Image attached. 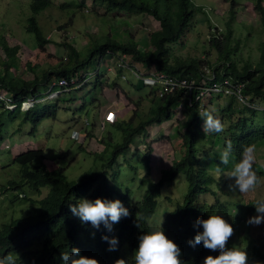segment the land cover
Masks as SVG:
<instances>
[{
	"label": "rangeland",
	"instance_id": "1",
	"mask_svg": "<svg viewBox=\"0 0 264 264\" xmlns=\"http://www.w3.org/2000/svg\"><path fill=\"white\" fill-rule=\"evenodd\" d=\"M191 1L198 8V11L193 13L187 23L186 30L178 41L170 44V60L185 61L193 58L214 65L217 63V50L215 51L209 45V32L214 28L218 29V33L224 31V22L228 18L230 0L227 2L224 0ZM234 1L236 2L234 7L236 13L232 22V37L234 40L235 37L238 38L239 43L231 58L237 69L245 64L252 68L258 60L259 41L263 39V35L259 31L256 11L254 12L252 8L254 0ZM29 2L30 0H0V33L3 34L9 45L18 46L16 53L18 59L15 60L16 68L9 67L8 71L11 72V76L22 80H31L34 76L39 80L41 74L46 71L70 66V60L68 61L70 50L61 44L75 48V51L79 52V60L86 56L88 49L100 43L106 34L118 41H125L130 37L137 43L139 49L147 50L149 48L148 33L158 28L156 21L141 13L129 16L117 13L116 16L111 17L110 12H105L102 6L92 0H51L46 9L35 15L41 32L47 39L49 38L44 52H40L33 35L26 32L23 27L25 17L29 14ZM81 2L83 6L76 7L75 4H81ZM63 3L64 6H61ZM262 4L264 5V0ZM200 7L205 13H202ZM241 21L248 27L243 28L242 24L239 23ZM247 31L250 32L248 36L245 35ZM96 40L98 41L95 43ZM233 44L231 42L230 45L233 46ZM96 57L97 55H94L80 69L78 74L79 81H81L79 89L59 95L57 100L44 101L34 105L33 108L36 109H41L45 105L54 108V116L42 118L32 133H30L29 120L22 119L23 112H19L15 118H9V113L2 110L5 108L0 103V224L3 220L7 221L9 218L23 216L31 208L30 206L36 207L35 203L47 194L46 188L41 187L35 190L25 187L23 193L26 196L23 197L24 199L19 198L10 202L19 190L1 191V187L6 185L7 180L21 177L20 166L11 163L10 160L12 156L27 149L41 148L43 152V158L33 160L29 163V167L39 163L47 169L58 166L63 169L66 178L73 181H79L86 171H90V173L105 171L107 172L108 184L116 192H120L124 186H127L133 194L135 192L142 194L146 189L151 188L161 172L184 153L185 147L182 145L180 136L184 131L183 122L186 117H182V113L174 122L170 123L172 126L163 124V128H160V125L153 124L146 128V132L134 134L128 148L121 150L114 160L111 159V151L115 148V144L121 142L123 135L121 137L120 131L113 127L110 121L106 122V128L102 133L94 126L93 134L90 137L87 136L88 138L79 140L71 139L70 134L74 125L81 126L83 118L88 123L96 120L97 117L103 118L107 109L112 108V104L115 101L118 102V99H120L118 106H121L122 103L124 106L119 112L114 113V122H119L126 129L131 126V122L135 127L139 119L145 120L152 115L153 109L160 103L153 94H149V88L137 85L143 86L141 81L136 80L129 70L117 71L115 65H112L111 57L101 61H99L100 59L97 60L100 63L98 66L96 65ZM6 59L0 50V77L3 76ZM118 64L120 65L121 62L119 61ZM135 65L140 72L154 70L152 67L145 70L139 64ZM202 69L205 75L201 77L200 82L195 83L194 80H186L185 78H180V80L183 79L187 83L194 82L196 85L206 83L205 79H210L209 75L212 72L207 66ZM206 71L210 73H206ZM121 73L124 75H120ZM92 76L98 77L101 86L100 91L94 89L95 82L93 83V81L95 79ZM53 80L54 76H48L43 83L38 82L33 95L42 96ZM113 83L119 88L118 95L111 88L114 86ZM83 95L85 98H81ZM242 95L248 100L250 99V94L242 93ZM92 99L93 103L90 101ZM105 100L106 105L104 104ZM236 103L237 101L230 96L216 94L212 95L206 107L210 111L209 113L212 114L214 111L216 116H222L220 120L224 130L228 128V131L234 132L237 129L236 125L235 128H229V126L236 121L239 115L235 113L231 119H226L223 110L229 104L234 108L242 109ZM255 103L260 109L254 110L252 117L247 116V111H244L240 117H250L256 124H264V97L257 99ZM129 118L131 122H128ZM203 123L204 121L200 123L202 132L206 138L211 137L212 144L204 138H198L195 145L196 155L199 158V163L214 178L215 182L210 183L209 187L215 193L200 194L197 203L203 202L206 206H212L213 209L207 215V219L212 215H220L231 224L230 221L235 219V216L241 215V219H237L236 224H231L234 234L227 242L226 249L237 248L246 251L249 264L254 257L253 248L264 256V223L258 226L248 224L249 218L256 215V209L251 212L246 208V205L247 202L257 205L259 200L264 199V185L248 194L240 193L238 188H230V186L235 185V178L227 177V175L234 170L241 158H230L227 166L222 165L220 156L225 150L222 144L229 132L217 133L216 136L213 135L214 133L206 134L203 131ZM159 128L161 133L163 131V135L161 133L156 135ZM107 137L111 140H102ZM253 146L256 157L253 168L264 170V143ZM205 151L208 154L206 158H202L201 156ZM217 166L222 168L220 176H217L215 171ZM112 171L116 174L114 180L111 177ZM186 184L184 176L181 174L172 181L162 184L157 198V211L154 213V218L147 220L151 232L160 230L165 212L171 209L174 203L181 202ZM216 202L226 206L238 204V206H244V209L242 208L239 213L231 211L226 215L216 210L218 209ZM123 256L126 260L131 258L129 254L124 252ZM208 256L201 258L197 264H204V260Z\"/></svg>",
	"mask_w": 264,
	"mask_h": 264
},
{
	"label": "trees",
	"instance_id": "2",
	"mask_svg": "<svg viewBox=\"0 0 264 264\" xmlns=\"http://www.w3.org/2000/svg\"><path fill=\"white\" fill-rule=\"evenodd\" d=\"M92 1L102 6L105 12H110L111 17L116 16L117 13L127 16L141 13L156 21L158 28L149 32L147 36L149 48L147 50L139 49L137 43L130 37L125 41H118L106 34L104 37L102 36L103 39L100 43L88 49L86 56L79 60V52L75 51V48L67 44H61L67 46L70 50L68 54L70 66L46 71L41 74V79L39 80L36 76L31 80H22L11 76V72L8 71L9 67L16 68L15 60L18 59L16 56L18 46L9 45L3 34L0 33V50L7 58L3 76L0 77V88L2 91L11 93L15 101L18 102L22 97L34 93L38 82L43 83L48 76H54V78L63 77L66 80L76 76L80 69L84 67V64L94 55H97V66L100 64L97 60L100 59L99 61H101L104 58L110 59L111 57V60H113L112 65H115V69L119 72L123 68L117 66V62L122 60L128 65L139 64L145 70L152 67L157 72H163L176 78L194 80L195 83L200 82L201 77L205 75L202 68L207 66L212 72L214 80H220L222 76H228L232 82H244L245 86L242 93L250 94L251 101L256 102L257 99L264 97L263 0H254L252 4L259 22V31L263 35V39L258 44V60L254 67L250 68L249 65L245 64L240 69L235 67V63L231 58L239 43L238 38L235 37L234 40L232 37V22L236 13L234 11L236 5L234 0H230L228 18L224 22V31L218 33V29L214 28L209 32V45L215 51L217 50V63L214 65L206 64L204 60L193 58L185 61L170 60V44L178 41L186 30L187 23L193 13L198 11V8L191 0ZM224 1L227 2L228 0ZM50 3L51 0H30L28 4L29 14L25 17V24L23 25L24 30L33 35L40 52H44L49 38L47 39L41 32L35 15L46 9ZM75 5L76 7L83 6L82 2ZM61 6H64V3ZM201 11L205 13L204 10ZM239 23L242 24L243 28L248 27L242 21ZM245 35H250V32L247 31ZM231 42L234 43L233 46L230 45ZM120 75L124 74L121 73ZM94 79V89L100 91V81L97 76ZM113 85L111 88L117 91L119 88L114 83ZM137 85L143 87L141 84ZM149 94L152 95V90H149ZM180 95L181 92L174 94V97L160 99V103L153 109L152 115L145 120L139 119L135 127H133L134 125H132L130 118L128 122H131V126L127 129L123 128L119 122H114L113 127H116L120 131L121 137L122 135L123 137L121 142L115 144V148L111 151V159L114 160L121 150L128 148L134 134L146 132V128L153 124L165 125L168 123L170 120V108L180 98ZM92 100L90 101L92 102ZM135 105H137L136 102ZM33 107L24 112L22 116L23 120H29L30 133L34 131L36 124L42 118L54 116V108L50 106L45 105L41 109ZM244 111L248 112L247 116L252 117L254 115V109L234 108L230 104L223 110L225 112L223 115L226 119H231L235 113L239 115L236 121L229 126V128H235L236 125V131L230 132L228 128L223 131L229 133L226 135L222 146L225 149L227 144L231 142L232 153L230 158L233 159L236 157L241 158L245 147L264 143V124L258 125L250 117H240ZM7 112L9 113V118H15L19 113L18 110ZM204 112L210 111L204 107L203 112L199 114L196 103L190 106L184 104L182 115L185 114L186 120L183 122L184 131L181 133L180 138L185 151L178 160L173 161L166 170H163L154 185L146 189L142 194L137 192L133 194L127 186H124L120 192H116L108 184L107 172L105 171L92 173L86 171L82 174V178L79 181H73L68 180L63 173V169L58 166L47 169V167L39 163L29 167V163L33 160L43 158L41 148L27 149L12 156L10 162L20 166L21 177L7 180L6 185L1 187V191L19 190L23 192L25 187L35 190L42 187L47 189V194L35 203L36 207L30 206L31 208L23 216L9 218V220L1 222L0 258L12 254L15 260L19 261L21 259L27 264H63L62 253L71 254V249L77 248L82 256L96 259L99 264H115L119 259L125 260L126 264H135V251L139 247L138 237L151 233L147 220L154 218V213L157 211L159 190L163 183L172 181L179 174L184 176L187 183L186 190L181 202L174 203L171 209L167 210L163 215L160 230H163L166 237L177 244L181 251L180 259L183 264H197L201 258L208 255L217 257L220 252L205 249L203 243L195 247H191L188 243V241L194 240L197 233H200L201 226H195L196 220L198 218L206 220L207 215L213 209L212 206H206L203 202L197 203L198 196L207 192L215 193L209 187V184L215 182V180L208 173V170L199 163L195 148L198 138H204L209 143L212 142L211 137H205L200 125L204 119ZM215 113L214 111L212 113L215 118H222L221 115L216 116L217 114ZM223 132L220 133L222 134ZM213 135L216 136L217 133ZM207 154L208 152L205 151L201 157L206 158ZM253 170L258 177L264 176V170H255L254 168ZM115 175V172L112 171L111 177L113 180ZM25 196L23 193V197ZM23 197L19 198L24 199ZM19 198L16 194L10 202ZM98 198L110 202L119 200L123 207L128 209L130 215L122 217L118 223L112 225V231H108L103 224L100 225L98 230L93 228L90 222H82L79 217L74 216L70 211L69 206L78 205L82 199L94 202ZM259 201H264V199ZM216 204H218V209L216 210L226 215L231 211L239 213L242 208L244 209V206H238V204L230 206L218 202ZM256 206L251 202H247L246 208L252 212ZM237 219H241V215L235 216V219L231 220L230 223L236 224L238 222ZM105 236L109 239H118L116 251H108L110 245L102 239ZM123 252L129 254L131 258L126 260ZM253 252L255 254L249 264H264V256L259 254L257 250L255 251L254 248Z\"/></svg>",
	"mask_w": 264,
	"mask_h": 264
},
{
	"label": "clouds",
	"instance_id": "3",
	"mask_svg": "<svg viewBox=\"0 0 264 264\" xmlns=\"http://www.w3.org/2000/svg\"><path fill=\"white\" fill-rule=\"evenodd\" d=\"M56 79L57 78H54V80ZM0 90L2 89L0 88ZM72 90H76V89H72ZM4 92L10 94L12 100L16 104V107L13 110H18L19 112L24 113L35 105L34 104L32 107H30L27 110L21 111L19 110L20 102L24 100L25 97H29L30 95L34 96L33 93L22 97L18 102H16L11 93H9L8 91H4ZM44 94L39 97H43ZM84 96L85 95L81 97L85 98ZM58 97L49 100L52 101L57 100ZM118 101H120V99H118ZM123 106L124 103H122L120 110L122 109ZM2 110L13 111L8 109H2ZM203 116H204V120H203L204 133L211 134V133H220L224 131V126L220 119L215 118L209 112H204ZM101 119L102 118L97 117L95 121L88 123V121L85 118H83L81 120V126L78 127L74 125L73 130L76 129L81 130L82 134H84L85 136L84 138H88L91 135L87 133H90L91 132L90 129H92L94 126L98 128L97 122L98 120ZM84 121L87 123L86 125H83ZM113 123H114V119L111 122V125H113ZM105 128H106V124L103 129H99V128L98 129L102 133L105 130ZM106 139L107 138H104L102 140H106ZM231 153H232V144L231 142H229L220 156V162L222 165L227 166L229 164ZM255 160H256L255 147L253 145H249L245 147L241 154L240 161L235 165L234 170H232L231 173L227 175V177L235 178V185L230 186V188L232 189L238 188L240 193L248 194L256 191L260 186L264 185V178L258 177L256 172L253 170V165L255 163ZM215 171L217 176H220L222 173V168L217 166ZM17 196L18 198L19 197L22 198L23 192L18 191ZM69 207H70V211L74 216L79 217V219L82 222H90L92 227L97 230L100 228V225L103 224L108 231H112L113 224L118 223L122 217H128L130 215L128 209L124 208L119 200L110 202L98 198L94 202H92L87 199H82L78 203V205L76 206L70 205ZM255 209H256V215L249 218L247 223L250 225L258 226L261 223H264V201H258ZM195 226L197 227L201 226L200 233H197L194 240L188 241L189 245L191 247H195L196 245L203 243L205 249L210 251L220 252V254L217 257H213V256L206 257L204 260V264H248V255L246 251L238 250L237 248H233L231 250L226 249L227 242L234 234V229L232 225L226 222V220L223 219L220 215L209 216L207 220L198 218L195 222ZM102 239L109 243L110 247L108 251L117 250L118 239L116 238L109 239L107 236L102 237ZM138 239H139V247L138 250L135 251V264H183V262L180 259L181 251L179 247L172 240L166 237L163 230H156L151 232L150 234L141 235L140 237H138ZM252 254L254 255L255 252L252 251ZM61 259L63 261V264H99V262L96 259L82 256L80 250L77 248L71 249V254L62 253ZM0 264H27V263L23 262L21 259L17 261L15 260V258H13L12 254H8L7 256L0 258ZM115 264H126V262L123 259H119L115 262Z\"/></svg>",
	"mask_w": 264,
	"mask_h": 264
},
{
	"label": "built area",
	"instance_id": "4",
	"mask_svg": "<svg viewBox=\"0 0 264 264\" xmlns=\"http://www.w3.org/2000/svg\"><path fill=\"white\" fill-rule=\"evenodd\" d=\"M119 61L121 62L120 65L118 64ZM119 61L117 62V66L125 70H129L136 80L141 81L143 86H146L152 90L153 96L159 99V101L165 97H174V94L181 92L180 98L170 108V120L165 125L172 126L170 123L174 122V120L179 117L178 115L182 113L184 104L190 106L196 103L197 111L199 114H201L204 107H206L207 103L212 98V95L216 94L232 97L237 101L236 104H239L240 108L254 110L260 109V107L255 102L251 101L250 99L248 100V98L242 95L244 83L232 82L228 76H222L220 80H214V76L211 73L209 75L210 79H205L207 84L203 83L201 85H196L191 81L194 84L193 85L192 83H187L183 79L180 80V78H176L163 72H157L155 70L140 72L135 65L129 66L122 60ZM206 73L210 72L206 71ZM78 74L74 77H71L69 80L60 77L54 81H51L43 97H38L35 95L25 97V99L19 104V110H27L36 103L54 99L62 93L79 88L81 81H79ZM0 103L3 104L4 108L8 110H13L16 107L11 95L2 90H0ZM118 103L120 104L119 101L114 102L113 107L106 111L105 116L101 120H98L97 126L99 129H103L107 121H113L114 113L119 111L122 106V104L121 106H118ZM110 115L112 119H109ZM182 117H185V114H183ZM86 124L87 123L84 121L83 125ZM70 137L71 139L79 140L84 139L85 136L82 134L81 130L76 129L71 132Z\"/></svg>",
	"mask_w": 264,
	"mask_h": 264
},
{
	"label": "crops",
	"instance_id": "5",
	"mask_svg": "<svg viewBox=\"0 0 264 264\" xmlns=\"http://www.w3.org/2000/svg\"><path fill=\"white\" fill-rule=\"evenodd\" d=\"M117 92V91H116ZM103 93H104V90H103ZM117 94V93H116ZM93 97V96H92ZM92 103H93V100H92ZM91 103V104H92ZM105 105L107 104V102H106V100H105V103H104ZM105 105H102V106H105ZM99 118H101V116L99 117ZM93 121H95V120H93ZM160 125V128L162 127L163 128V125L162 124H159ZM160 128H159V130H158V132H156L157 134L156 135H158V133H161V130H160ZM94 128H92V129H90L91 130V132L89 133V135H92L93 134V130ZM163 130V129H162ZM162 135H163V131H162V133H161ZM107 139L109 140L110 138H108L107 137Z\"/></svg>",
	"mask_w": 264,
	"mask_h": 264
},
{
	"label": "snow or ice",
	"instance_id": "6",
	"mask_svg": "<svg viewBox=\"0 0 264 264\" xmlns=\"http://www.w3.org/2000/svg\"><path fill=\"white\" fill-rule=\"evenodd\" d=\"M109 119H112L111 115L109 116Z\"/></svg>",
	"mask_w": 264,
	"mask_h": 264
}]
</instances>
